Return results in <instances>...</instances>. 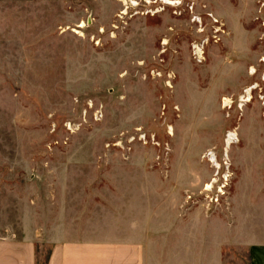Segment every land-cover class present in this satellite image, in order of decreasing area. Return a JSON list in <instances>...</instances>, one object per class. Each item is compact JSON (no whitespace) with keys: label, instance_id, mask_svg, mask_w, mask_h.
<instances>
[{"label":"rangeland","instance_id":"374dc122","mask_svg":"<svg viewBox=\"0 0 264 264\" xmlns=\"http://www.w3.org/2000/svg\"><path fill=\"white\" fill-rule=\"evenodd\" d=\"M171 1L0 0V230L38 264L137 225L156 264L264 244V0Z\"/></svg>","mask_w":264,"mask_h":264},{"label":"crops","instance_id":"0c3cea01","mask_svg":"<svg viewBox=\"0 0 264 264\" xmlns=\"http://www.w3.org/2000/svg\"><path fill=\"white\" fill-rule=\"evenodd\" d=\"M142 226V225H141ZM123 229L120 237L92 236L65 241L55 238L48 244L43 264H156L159 253L145 244L143 229ZM198 244L185 242L182 250L168 251V264H225L221 246L208 247L207 234ZM191 239V238H190ZM39 239L14 228L0 230V264H38ZM158 253V254H157ZM245 264H264V244L248 247Z\"/></svg>","mask_w":264,"mask_h":264},{"label":"bare ground","instance_id":"6f19581e","mask_svg":"<svg viewBox=\"0 0 264 264\" xmlns=\"http://www.w3.org/2000/svg\"><path fill=\"white\" fill-rule=\"evenodd\" d=\"M161 2H163L164 4L168 5V6H173L175 4V2L171 1V0H160Z\"/></svg>","mask_w":264,"mask_h":264}]
</instances>
